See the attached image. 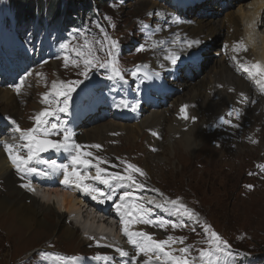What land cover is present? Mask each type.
Returning <instances> with one entry per match:
<instances>
[{"label": "rangeland", "instance_id": "rangeland-1", "mask_svg": "<svg viewBox=\"0 0 264 264\" xmlns=\"http://www.w3.org/2000/svg\"><path fill=\"white\" fill-rule=\"evenodd\" d=\"M68 1L75 2V6L73 9L71 8L67 16L60 15L57 8L54 9L52 6V3L55 2L62 7H59L61 10ZM134 1L137 0H0V51L8 49L13 51L16 57L17 55L22 56L24 53L28 60L36 63L35 66L38 61H41V65L46 64V66L34 71L31 77L38 79L39 75L46 73L47 80L42 81L40 86L34 85L30 89L31 97L26 98L20 92L21 103L18 104V107L22 112L24 111L21 119L25 122V126L29 125L28 122L34 125V121H29L27 118L32 113L30 110L33 109L27 107L28 102L31 98H36L37 102L40 101L36 94H39L45 82L54 81V75L58 76L60 81H83L77 90L79 99L77 114L75 115L68 109L66 116L62 119L63 123H67V117L70 115L71 120H74L72 125L77 127V130L84 128L83 131H89L94 127L88 128V125L96 124L99 126L112 121L123 124L124 119L112 113L115 110V101L118 99L128 101L129 107L123 109L125 113L132 110L131 104L137 101L141 105L150 106L157 101L162 104L161 108L168 106L170 111L167 112V119L164 122L154 125L148 122V125H138L139 134L129 144H127L124 135L118 138L115 146L105 147L103 144L108 141L104 140L109 139V134L105 132L106 139L103 138L94 142L101 145V148L91 147L88 151L93 153V157L99 155L108 161L104 164L116 172L123 173L126 166L125 162L135 164L145 173L144 176L137 174L139 182L149 181L154 188L159 189L164 196L169 198L180 197L183 204L199 214L200 220L210 225L229 242L232 252L236 254L235 264H264V179L259 178V174L257 177L253 176V171L256 170L255 165L263 163L264 157L258 155L259 152L255 147L253 151L246 150L244 155L236 156L231 142L221 143L223 135L215 137L216 135L207 134V130L203 129V121L199 124L200 127H194L195 130L192 132V136L199 139V144L192 152L187 153L180 145V147L176 146L178 142V144L183 145L179 141L181 133L172 134L166 128L167 121L177 126L179 123V120H175L177 110H180L181 105H185L182 103L183 101H179L176 108L172 103L173 98L181 95L188 85L191 86L192 83L200 81L202 77L207 75L213 65L214 58L218 57L219 54L225 56V67L230 71L232 59L228 56L224 42H214L213 46L210 45L203 49L195 61L180 63L176 69L172 68L166 73H159L157 77L153 74L158 72V68L163 65L164 61H167L165 56L169 54L170 47L177 44L175 41L162 39L163 43L159 44L155 52V55L161 56H159L154 67L150 69L152 78L144 79L143 74L145 72L142 68L137 76L131 75L132 70L137 65L144 64L142 56L144 50L139 51L138 49L141 46L144 47V43L149 39L152 31H156L159 35L164 34L163 26L173 23L171 22L173 18L181 23H191L201 19L206 13H210L208 4L215 3L211 0H186L184 4H180L178 0H166L163 5L170 11V15L164 20H150V15L147 12L152 10V7H147L146 12L136 13ZM154 1L162 3V0ZM246 2L249 0H233L226 7L236 12L239 7L244 9ZM28 4L32 5V8ZM23 10L24 12H22ZM23 13L31 16L23 18ZM57 15L61 19L58 23L53 24L54 17ZM141 17L145 18L136 25L137 18ZM75 20H78L76 24L74 23ZM145 25L147 28L144 27ZM105 33L118 42L119 48L116 52V58L120 68L127 70L124 72L126 83L108 80L107 69H95L85 78L80 75L83 70L82 63L71 67L73 69H65V66L56 63L57 58H64L66 55L70 60H78L79 57L71 49L81 48L84 45L85 37L90 45L95 40H103ZM259 33H262L263 36L264 28L249 31L246 41H244V45L248 49L253 51L258 49L257 38ZM18 38L20 42L17 44ZM22 41L24 44H20ZM64 42L69 43L68 51L60 47ZM99 48L100 45H95V54L103 61L107 59V51H100ZM56 67L60 70L59 73ZM174 70L177 74L173 72ZM12 83L14 84L15 80ZM180 83L184 86H179ZM224 85L225 80H222L220 85L214 89L215 96L224 97ZM0 86H4V84H0ZM207 86L208 83L202 89L206 90ZM158 90L162 91L159 92ZM229 91L238 95L231 89ZM249 107L259 106L250 102ZM178 114L180 122H186L181 117L180 112ZM208 121L210 118L206 117L205 122ZM261 126L264 127V117L260 119L258 124L254 125L257 128ZM189 130L191 129L187 126L180 127V131L188 132ZM153 132L157 135H153ZM173 136L178 141H175V144L172 142L171 137ZM168 138L169 145H174L169 149V152L168 150L163 152V148L156 152L154 142ZM52 139L58 140L57 137ZM114 153L122 154L123 158L118 159ZM158 154L167 160L163 158L160 161L155 160L153 155ZM145 165L150 173L146 171ZM248 185L251 187H247ZM2 189L0 186V191ZM145 206L152 209V218L162 217L177 223L183 222L185 225L175 229L170 226L166 229L157 227L153 237L155 235L165 239L170 235L177 238L184 237L186 244L190 246L191 255L198 259V250L207 246L202 243L206 239L203 233V225L189 220L187 216L176 214L174 210L168 207L156 210L148 204ZM49 217L53 221V217ZM0 226L6 231L0 228V264H36L35 259H38L36 255L39 249H48L49 242L61 238L60 236L57 239L54 237L46 239L48 236L46 233L34 229L19 233L12 221L4 223L2 217H0ZM79 232L77 231V234ZM76 243V240L62 243V239H59V242L54 243L53 241L51 248L58 251L62 250L69 255L89 254L88 245L90 243L84 245ZM183 245L177 243L174 246L179 249ZM93 250L95 256H101L108 252L100 244L95 246ZM21 260L23 263H18ZM91 261V257L86 258V264Z\"/></svg>", "mask_w": 264, "mask_h": 264}, {"label": "bare ground", "instance_id": "bare-ground-1", "mask_svg": "<svg viewBox=\"0 0 264 264\" xmlns=\"http://www.w3.org/2000/svg\"><path fill=\"white\" fill-rule=\"evenodd\" d=\"M178 1L180 4H184L186 0ZM211 1L215 4H208V10L210 12L208 13L209 17H207L208 14L206 13L201 19L191 23H174L172 20L171 22L173 23L168 26H163L164 34L162 35H159L156 31H152L149 39L144 43V53L142 55L144 64L141 65V68L148 75L152 74L150 69L154 67L159 56H161L155 55V52L162 39L175 41L177 43L174 47H170V50L176 52L179 58L177 59L176 64H172L168 60L164 61L163 67L158 68V73H166L167 71L172 70V68L176 69V66L180 63L193 62L197 59L203 49H206L210 45L213 46L216 41L224 42L228 56L232 59L230 71L225 67V56L219 54L218 57L214 58L212 65L214 67L212 68L211 66L212 69L210 68V72L202 77L200 81H196L194 84L192 83L193 85L191 84V86L188 85L181 95H178L177 98H173L172 100V103L176 108L179 105L178 102L183 101L182 103L187 105V112L190 118L187 119L186 122L181 123L178 114L180 110H177L178 113L175 116V120H179V123L177 126H174L167 121L166 128L169 129L172 134L178 132L181 133L179 141L182 142L183 145L178 144L179 142L174 136L171 137L172 142H174V144L175 141L178 142L176 146L180 145L187 153L192 152L198 146L199 139L192 136V132L195 130L194 127H200L199 124L203 121V129L207 130V134L216 135L215 137H217V135H223L221 143L231 142L233 145V152L236 156L244 155L246 150L253 151L255 147L259 152L258 155L264 157V127H254V125L258 124L260 119L264 117V85L257 84L238 66L240 62H259L264 65V35L262 36V33L258 34L257 44H259V47L256 51L250 50L244 45V41H246L249 31H256L259 28H264V0H249V2L245 3L246 7L244 9L239 7L236 12L231 8L226 7L228 3L233 0ZM164 3H166V0H162V3H158L154 0H137L134 1L133 4L136 6V13L141 11L146 12L147 7L151 6L152 10H148L147 12L149 15L151 13L149 19L164 20L170 15V11L164 7ZM223 11L224 13H221ZM144 18L145 17L137 18L136 25ZM194 40H199L200 43L194 44L191 48H188L185 41ZM16 41L18 44L20 42L19 38ZM20 44H24V42L22 41ZM240 44L246 47L247 51L234 49V45ZM233 56H237L238 60H233ZM55 61L56 63L65 66L64 58L59 57ZM35 64L36 63L28 60L24 53H22V56L17 55L16 57V54L8 49L0 51V84H4V86H0V124L4 120L11 123V120L14 119L24 129L33 127L30 122H28V126H25V122L21 119L24 111L22 112L18 107V104L21 103V99L19 97L20 93L17 94L15 91V86L21 84L23 78L20 92H22L27 98L31 97L29 91L34 85L40 86L42 81L47 80L46 73H44L46 77L44 75H39L38 79H32L31 75L34 71L46 66V64L41 65V61H38L36 66ZM75 66L76 65L72 64L69 59L68 66L64 68L73 69L71 67ZM57 71L59 73L60 70L57 68ZM173 72L177 74L175 70ZM41 76L44 77L41 78ZM14 80L15 83L13 84L12 82ZM222 80H225V95L223 98L220 95L215 96L214 91V89L220 85ZM54 81L59 82L60 78L54 75ZM207 83V89H202ZM51 85L52 82H45L41 87L42 89L39 91V94H36L39 96L40 101L37 102L36 98H31L28 102L27 107L33 108L30 110L32 113L27 117L29 121L33 120L32 117L37 112L49 107V104L41 103V98L43 93L51 90ZM181 85L184 86L180 83L179 86ZM229 89L235 91L238 95L230 93ZM77 90L78 86L71 94V99L69 100L68 105L70 112L75 115L77 114L76 110L79 100ZM158 91L161 92L162 90ZM241 92H243L248 98L247 103H239ZM128 93L129 92L127 91V94ZM162 100L165 101V99ZM253 100H255L254 104H258L259 107H249V103ZM120 101L121 99H118L115 103ZM125 102L128 103L127 100ZM161 106L162 104L157 101L153 102L150 106L138 104L134 111L130 110L127 113L123 112L125 107L114 106L115 110H113L112 113L115 116L123 118L124 123L120 124L112 121L99 126L91 124L88 125V128H94L89 131H83L84 128L77 130L78 128L72 125V123L74 124V120H71L72 117L70 115L67 117V123L64 122V125L71 129L72 139L82 145L86 151L91 148V145L95 144V141H99L103 138L106 139L105 132L109 134V139L104 140L108 142L103 145L111 148L115 146L118 138L124 135L127 144H129L130 141L136 138L139 134L137 130L138 125H148V122H151L154 125L164 122L167 119L166 114L170 109H168V106H165L164 108H161ZM233 109L241 110L239 119L234 115L231 117L227 116V113ZM66 113H57L56 116L48 117V120L51 122L63 121L62 119L66 116ZM193 116L196 117L195 121L191 119ZM220 116H225V118L232 120V124L219 125L218 117ZM206 117H209L210 121L205 122ZM212 121L214 123H211ZM235 125H238V127ZM182 126H187L191 130L188 132L180 131V127ZM19 135L20 134L15 132L10 126L1 129L0 125V141H7L10 144H20L22 142L19 139ZM54 137H57L58 140L63 139V132H56L50 138L52 139ZM154 144L156 152H159L162 148L163 152L167 150L169 152V149L174 146L173 144L172 146L169 145V138L163 139L162 141H156ZM175 152L177 153V151ZM44 155L45 152L40 153L41 160H47ZM55 155L59 156V154ZM114 155L118 159L123 158V155L120 153H114ZM153 157L155 160L159 161L163 158L160 154L153 155ZM89 159H93V163L96 162L94 157H89ZM163 159L167 160L165 157ZM52 160H55V158ZM56 161L61 164H70V156L68 153L63 152L61 159ZM32 166L37 167L41 171H48V169L43 168V166L47 167V165L43 163H37L34 161ZM255 166L256 170L253 171V176L257 177L259 174V178L264 179V162L256 164ZM101 167L107 169L109 173L116 172L112 168H108V165L104 163L101 164ZM144 167L146 171L150 173L148 167L146 165ZM80 170L83 171L82 168ZM89 172L91 175H95V168H90ZM27 176L28 175H24L22 179L17 174L7 152H5L3 145L0 144V186L3 188L2 191H0V217L3 218L4 223L12 221L16 226L15 229H17L19 233L34 229L46 233V235H48L46 239L49 237L57 239V237L61 236V238L53 240L54 243L59 242V239H62V243H69L73 240H76V244L78 245L90 243L88 245V251H90L89 254L69 255L62 250L58 251L52 249L51 245L53 244V241H51L48 244V249H39V252L36 255V258L38 259H35L36 264H86L87 257L92 258V261L88 264H131L130 257L135 253V248L133 245L129 244L128 241H125L126 236L121 231V223H118L116 233H112L113 236L111 238L113 241L117 239L116 242L101 245L105 247L108 252L102 254L100 257L108 256L111 259H96L98 256L94 255L93 248L98 244H96L92 238L84 237L81 231L83 229L89 230L91 228L111 230L112 225L102 222L95 223V218L93 217L92 212L87 209L93 207L89 196L74 185L66 186L61 183L64 178L62 172H56L55 178L53 179H36L35 182L41 186L34 189L36 194L21 186L25 184L24 182ZM86 183L95 185L102 190L106 189L104 185L97 181L88 180ZM141 183L145 185L143 189L130 188L126 185H123V189H131V191L146 190L152 194L151 199H154L156 202H162L159 193L153 191V189L156 188H154L149 181H141ZM42 187H47V189H44L43 191ZM5 191L7 192V195ZM141 203H144L145 205L147 204L146 201H141ZM149 206H152L153 208L155 207L154 204ZM102 209L106 214H113L108 206ZM157 209L158 208H156V210ZM47 214L53 217V221L49 216L47 217ZM0 228L4 230L2 226H0ZM156 228V226L145 225L133 221V226L132 228H129V230H142L154 235ZM77 231L80 232L77 234ZM154 239L166 240L159 235H155ZM183 246H188L186 244V239L184 240ZM172 247L176 248L174 245H172ZM117 248H122L125 251H128L129 257H121L116 251ZM43 253H50L51 255L46 257ZM68 257H76L77 259L71 260L68 259ZM145 259L146 257L141 254L137 257L136 264H143ZM162 262L163 257H161V261H154L153 264H162ZM18 263H23V261L21 260Z\"/></svg>", "mask_w": 264, "mask_h": 264}, {"label": "snow or ice", "instance_id": "snow-or-ice-1", "mask_svg": "<svg viewBox=\"0 0 264 264\" xmlns=\"http://www.w3.org/2000/svg\"><path fill=\"white\" fill-rule=\"evenodd\" d=\"M151 15V13H150ZM174 23L179 21L173 18ZM147 28V25L144 26ZM79 31V30H77ZM83 35V33H81ZM159 43H163L160 41ZM188 48H191L194 44H199V40L185 41ZM95 45H100V51H107V59L101 61L100 58L95 54ZM106 46V47H105ZM60 47L66 51L69 50V43L64 42ZM234 49H242L247 51V48L242 44L234 45ZM118 42L106 33L104 34L103 40H95L91 45L85 37L84 45L79 48H72L78 60H71L74 65L83 64V70L80 75L85 78L88 77L91 71L95 69H107V79L112 81H121L126 83L124 72L117 62L116 52L118 51ZM139 51H143L144 47L141 46ZM178 54L174 51L169 50V54L165 56V59L170 61L172 64H176ZM65 67L68 66L69 57H64ZM233 60H238L237 56H233ZM238 66L248 74L249 78L254 80L257 84L264 85V65L259 62L245 63L240 62ZM163 67V65H161ZM141 71V66L137 65L132 70L131 75L137 76ZM39 75V74H38ZM153 75L159 76V73ZM144 79H151L152 76L147 73L143 74ZM21 84L15 86L17 94L21 91ZM83 81H53L51 90L43 93L41 103L49 104V107L42 109L37 112L33 117L34 125L31 128L22 129L20 125L14 120H11V124L14 126V131L19 133V139L22 143L10 144L7 141H0L3 145L5 152H7L9 159L12 162L17 174L23 179L24 175L34 173L36 175L48 176L56 172H62L63 183L66 186L74 185L80 188L82 191L91 196L93 200H97L103 203L105 200H112L116 194V187L126 185L130 188L143 189L145 185L138 181L137 174L144 176V171L135 164L125 162L126 166L123 173L112 172L109 173L107 169L101 167V164L108 163L99 155L94 156L91 151L84 150V147L72 139L71 129L65 127L63 121L51 122L48 117L56 116L57 113H66L68 111L69 100L71 94L76 90V87L82 84ZM240 104L248 102V98L243 92L240 93ZM255 103V101H251ZM138 101L131 104V108L134 111L137 107ZM116 107H129L128 103L121 100L115 103ZM180 115L183 119L187 120L190 117L187 114V105H181ZM235 116L237 119L240 118L241 110L233 109L227 113V116ZM193 121L196 117H191ZM219 125H231L232 120L225 118V116L218 117ZM216 126V125H214ZM238 127V125H235ZM56 132H63V139L53 140L50 137ZM153 135L157 133L153 132ZM255 142V141H253ZM92 148L100 149L101 145H91ZM54 150L56 152H66L70 156V165L57 163L56 160H41L40 153L48 150ZM46 164L48 171H41L37 167L32 166L33 162ZM83 169L81 171L80 169ZM90 168H95V175H91L89 172ZM93 180L98 181L100 184L105 185L108 191H104L95 185L88 184L86 181ZM30 191H34L30 183L21 185ZM247 187H251L248 185ZM153 191L164 196L159 189H153ZM116 211L120 215V223L122 225L121 231L127 237L128 243L133 245L135 253L131 255V264H136L137 257L143 254L146 259L143 264H153L154 261H161L162 264H235V253L231 250V245L224 239L218 232L211 228L210 225L205 224L199 219V214L195 213L192 209L188 208L185 204L180 201V197L169 198L164 196L163 202H156L154 199H148L147 204H154L156 208L168 207L176 214L187 216L189 220L195 223L203 225V233L206 239L202 241L207 246L198 250V259L191 255L190 246H183L179 249L172 247L177 243L183 245L184 237H173L168 236L166 240H156L152 234L145 231H130L128 225L133 221L142 223L145 225H152L159 227L160 229H166L168 226L175 229L177 227H184L183 222L177 223L162 217L156 219L151 218V208L145 206L144 203L137 201L135 195L131 191H121L118 200L114 201ZM195 231V229H193ZM97 243H99L97 241ZM116 251L121 257H129V252L122 248H117ZM179 253V254H176ZM44 256L48 257L50 253H43ZM68 259L75 260L76 257H68ZM96 259H111L108 256L96 257Z\"/></svg>", "mask_w": 264, "mask_h": 264}, {"label": "trees", "instance_id": "trees-1", "mask_svg": "<svg viewBox=\"0 0 264 264\" xmlns=\"http://www.w3.org/2000/svg\"><path fill=\"white\" fill-rule=\"evenodd\" d=\"M33 2V1H32ZM28 6H30L31 8H32V5H29L28 4ZM52 6H53V8L55 9V8H57V10H58V12H59V14L61 15V14H64V15H68V12L71 10V8L73 9V7L75 6V2H70V1H68V3L67 4H65V7L63 8V9H59V5L57 4V3H52ZM52 6H51V8H52ZM60 8H62V7H60ZM27 10V9H26ZM56 10V11H57ZM22 12H24V10L22 11ZM28 13V12H27ZM76 15V14H75ZM23 18H25L26 16H27V14L26 13H23ZM31 15H28L27 17H30ZM61 18H60V16H55L54 17V22H53V24H55V23H58V21L60 20ZM71 20H73L74 21V19H72L71 18ZM77 21L78 20H75V24L77 23Z\"/></svg>", "mask_w": 264, "mask_h": 264}]
</instances>
